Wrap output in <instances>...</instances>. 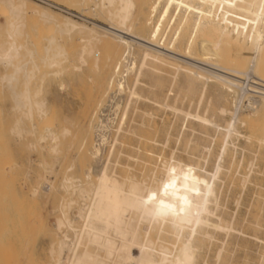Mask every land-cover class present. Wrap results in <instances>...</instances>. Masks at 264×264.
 <instances>
[{"label": "bare ground", "instance_id": "bare-ground-1", "mask_svg": "<svg viewBox=\"0 0 264 264\" xmlns=\"http://www.w3.org/2000/svg\"><path fill=\"white\" fill-rule=\"evenodd\" d=\"M89 1L98 11L96 22L87 26L34 0H0L4 30L1 27L0 65L11 70L2 72L0 85L12 91L14 109L20 111L22 121H29L26 135L37 133L39 141H48L55 163L62 158L61 140H77L59 186L46 182L47 190L70 199L55 211L51 243L42 263L195 264L210 250L216 262L225 260L227 244L217 237L228 236L235 227L218 213L221 190L244 189L264 156V0H65L60 4L84 14L90 11ZM64 73L71 79L85 75L89 84L82 98V119L78 125L72 122L75 130L67 118L63 125L56 124L54 112L38 99L41 84ZM36 74L39 86L32 90ZM17 82L22 89L14 92ZM214 85L233 97L240 91L243 101L240 95L231 97L233 109L227 111V97L221 94V105L212 108L209 88ZM63 89L60 84L58 90ZM206 95L209 102L204 104ZM226 114L225 125L215 119ZM21 119H14L9 131L19 138ZM194 127L212 132L211 142L215 135L221 136L210 173L201 174L194 167L199 159L196 149L209 157L210 143H181L183 132L193 134ZM238 139L245 145L239 152L234 143ZM8 159L0 158L1 178L2 160L13 161ZM173 168L179 192L165 200L175 206V214L156 215L157 204L143 203L145 191L158 190L161 178H171ZM185 175L188 202L182 204L176 195H185ZM258 175L254 194L264 211V174ZM11 194V198L16 195ZM76 200L82 205L71 216ZM3 201L0 197L1 207ZM2 214L0 220H6ZM254 224L255 235L240 234L243 241L258 246L241 245V259L264 264V238L257 236L264 225ZM23 257V262L33 261L32 256Z\"/></svg>", "mask_w": 264, "mask_h": 264}, {"label": "rangeland", "instance_id": "rangeland-1", "mask_svg": "<svg viewBox=\"0 0 264 264\" xmlns=\"http://www.w3.org/2000/svg\"><path fill=\"white\" fill-rule=\"evenodd\" d=\"M34 1L38 3L41 7L47 8L48 10L56 12L60 15L71 17L75 21H78L79 23H82L84 25L90 26L92 22H96L97 17L95 16V14L97 13L98 10L96 11L97 8L93 10V8L95 7H92L93 4L91 1L87 3V7H89L88 9H90V11L88 10V13L86 12L84 14H81L80 12L75 11V10H71L70 8H67L64 5L62 6L60 2H63L65 0H62V1L61 0H34ZM2 21H3V18H1V15H0V24H1L0 25V40L3 42L4 37L1 34V27L3 25ZM2 32H4L3 27H2ZM207 67L208 66L205 67L207 70L213 71L212 69H210L209 67L208 69ZM4 70L6 71V69L0 65V75L5 73ZM10 71L11 70L7 69L6 72L9 73ZM44 71H47V69H45ZM36 76L37 77L33 79L34 81L32 80L30 87H29L32 90L36 89L39 83L38 82L39 76L37 74ZM206 77H209V76L206 75ZM60 84L64 85V89L62 91L58 90V87ZM15 85H17L15 86L16 88L11 89L14 92L20 91L22 89L21 83H20V86L18 82ZM88 85L89 84L85 78V75L84 77H81V78L77 77L74 79L73 78L71 79V77L69 78L68 74L66 73L62 74L58 78L49 77L45 80V82H43V84H41L40 86L41 93L38 99L42 100L45 103L46 107L49 110H52V112H54V115H53L54 119L56 118L58 120L57 122V120L55 119L54 122L55 123L57 122L56 124L63 125L64 118L69 119L70 123L72 122L77 123V121L78 122L81 121L80 120L82 119L81 116H83V114L81 113L82 112L81 108H82V104L84 101L83 94H85L86 87ZM0 86H3L2 88L0 87V126H1L0 127V135H1L0 136L1 138L0 154L2 153V151L4 152L2 153V157L0 158L5 160V159H8L7 157L9 156L11 160L13 159V161H10L11 164H8L6 161L2 160L3 163L4 162L5 163L2 165L3 171H1V173L4 172V174H2L3 176L2 178L1 177L0 178L1 180H4L2 182L4 184H2L0 181V188L4 186L5 187L2 188L1 190L2 196L0 197H1V200L2 201L4 200V201L2 202L3 206L2 207L0 206L1 207L0 209L2 211V212L0 211V213H3L2 214L3 216L1 215L2 220L4 218H7V219L6 220L4 219L3 221L0 220L1 222H3V224L6 223L5 226H3V224L0 223L3 226L2 227L0 225V245H2L0 247V256L1 254L3 256L2 258L0 257V264L3 262V260H6V258L8 259L7 260L8 264H16L18 263V260H20L22 264L23 263L24 264H29V263L30 264H43L46 261L45 255L51 243L50 238H49V233L53 229V224L55 220L54 218L57 214L55 211L57 207L62 203V201L70 199L69 196H65L63 200L61 192H58V191L54 192L51 189L47 190L48 189L47 186L49 185L53 187L59 186L60 179L64 171L63 168L65 169L66 166L70 165L71 160H72V155H73L72 148L76 147V142L74 141H77V140L76 138L75 139L68 138V139L61 140L60 149L62 150L61 151L62 154H60L61 155L60 157L62 158L60 161L55 163L53 155L50 152V145H49L50 143L45 140L39 141L38 140L39 137L37 136V133H35L36 135L33 134L36 138H33L32 134H31L32 137H30L31 135H26L28 132L26 131V129L27 130L29 129L27 125H29L30 127L29 121L27 119H23L22 121L21 118L23 117L20 115L21 114L19 113L20 111L18 112L17 109H14L16 105L13 104V98H12V95L10 94L12 91H10L9 88H6V86L4 88V85H0ZM237 92L238 93L233 94L234 95L233 97L232 93L221 91L217 85L210 87L209 93L212 94L211 107L214 109H217L221 105L218 99L219 95L224 94L226 95L225 98L227 97L226 98L227 100L224 102V106L227 109V111L232 110L233 108L231 107L230 98L232 97V98L238 99L239 98L238 95H240L241 97V94H239L240 91H237ZM74 93L75 94L79 93L80 95L78 94V96L77 95L75 96ZM195 97L197 98V94ZM241 101H243V98ZM207 102H209L208 95H206L203 100L204 104H206ZM190 110L193 111L194 108L191 107ZM35 115H33V117H34V120L36 121L37 116ZM208 115H210V113H208ZM18 118L21 119L20 127H22L21 130L23 129V134H25L24 137L22 134L20 138L16 136L15 133L9 132L13 128L14 119L16 121ZM228 118H229V114H226L225 116L215 115V119L222 125H225L227 123ZM27 121L29 124H27ZM76 123H72L74 124V127H73L74 130H75V127H77L78 125V123L77 125ZM238 127H239L238 131L243 133L244 130L242 129V127L241 126H238ZM194 129L195 130L193 134H190L189 130H185L183 132L181 143L183 145L186 143L188 144L196 143L199 146L209 145L210 143L211 156L208 157V155H206L205 153H201L198 148V150L196 149V155L199 156L198 157L199 159L196 161V164H194V167L197 168L198 172L207 171L210 173L214 169L215 162H214L213 154L216 152L218 141L221 139V136L215 135L214 136L215 141L211 142L210 138L212 137V132L205 131L198 127H194ZM13 134L15 135V137ZM234 143L237 146V152H239V149L244 148L245 146L243 145L244 142L242 139H238V141H234ZM32 144L34 145L33 147H32ZM247 158L248 157L244 159L240 171H243V168L245 167L246 162L248 161ZM201 159L203 160L205 159V160L200 161ZM228 162L229 160H226L224 162V165H227ZM7 165H10V167L8 168ZM203 172H201V174H203ZM262 172H264V156L261 160V163L257 166L253 174L251 175L252 182L247 184L244 189H241L240 187L222 188L221 195L219 196V201H218L220 202L218 213L221 212L223 217L227 221L233 222L235 231L234 232L231 231L228 236H224L225 234H221L220 236L217 237V240L219 243L227 244L226 249L229 251L228 256L225 260H220L216 262L215 256L213 252H211L210 250L205 254L206 258L203 255L202 258L197 259L196 261L197 263L195 264H204V263L205 264L206 263L207 264H215V263L216 264H249V263L242 261L241 259L242 254H241L239 247L243 245L247 248L256 249L258 245L255 241H252L249 239L247 241H243L244 235L240 233L246 232L247 235H255L256 232H254V229H255L254 223L258 222L264 225V211L260 210V206L262 204L257 202V200L255 199V194H254L256 192L258 184L260 183L258 181L260 179V177H258L259 176L258 174L260 173L261 175H263L264 173ZM70 173L73 174V171L69 172V174ZM73 176H76V174H74ZM46 182L47 183L49 182L50 184L48 183L49 184L48 185ZM262 183L264 185V181ZM9 187L13 189L10 190ZM6 188H8L9 191L8 190L5 191ZM3 189H4V192L2 194ZM11 193L16 194L13 196L14 198H11L12 197ZM10 199L13 201H11ZM76 201L77 203L72 205L71 210L69 211L71 216H75V214L77 215V211L82 205V203L79 200H76ZM258 205H259V208H258ZM259 210H260V213H259ZM4 215L7 217H5ZM255 217L256 219H254ZM11 218H12V222H11L12 225H10L9 223V220L11 221ZM38 222L40 224H38ZM23 224H25L26 226ZM185 233H186V230L183 231V235ZM257 236H259L260 238H264V230H261V232H257ZM8 244H9L8 248L3 249V247L4 246L6 247ZM25 255H26V258L28 259H30V257L32 256L33 261H29L27 259L28 261L26 262L25 260L26 258L23 257ZM28 255L29 257H27ZM22 257H23V260H25L24 262L21 261ZM5 262L6 261H4L3 263L7 264Z\"/></svg>", "mask_w": 264, "mask_h": 264}, {"label": "snow or ice", "instance_id": "snow-or-ice-1", "mask_svg": "<svg viewBox=\"0 0 264 264\" xmlns=\"http://www.w3.org/2000/svg\"><path fill=\"white\" fill-rule=\"evenodd\" d=\"M169 179L161 178V187L159 189H146L145 195L146 199L143 200V203L147 205L148 203L157 204L156 215H167L169 213L175 214V206L166 202L165 198L170 194H177L179 189H177V178H176V169H171ZM185 187H184V196L176 195V198L179 199L182 204L188 202L187 192L189 188L187 186L188 176H184ZM184 209L181 208V211Z\"/></svg>", "mask_w": 264, "mask_h": 264}]
</instances>
